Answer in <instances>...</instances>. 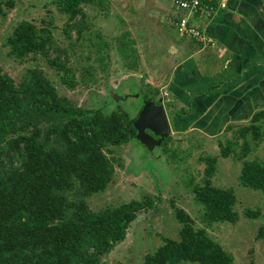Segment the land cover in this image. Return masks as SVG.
<instances>
[{"label":"trees","instance_id":"trees-1","mask_svg":"<svg viewBox=\"0 0 264 264\" xmlns=\"http://www.w3.org/2000/svg\"><path fill=\"white\" fill-rule=\"evenodd\" d=\"M16 2L0 0V15ZM55 2L68 14V25L76 28V40L86 36L93 39L84 34L91 27L85 5L105 9L109 4V0ZM52 23L21 19L7 36L8 54L20 61L30 55L43 57L59 72L62 84L75 87L80 79L70 64V47L58 41ZM116 41L127 65L137 67L138 49L130 31L118 34ZM100 42L93 41L101 52ZM104 56L102 53V61ZM145 95L156 98L155 94ZM134 119L127 111L110 105L74 103L59 92L37 63L26 68L20 82L0 67V264H103L104 256L126 237L138 212L154 203L151 195L99 209L92 208L88 201L90 195L107 188L116 165L122 164L112 154L111 146L139 140ZM263 135L264 109H259L248 123L235 128V138L228 144L219 142L223 156L233 151L244 158L241 183L262 191L264 160L245 156L252 141L259 143ZM238 143L241 152L235 148ZM204 159L207 164L202 181L192 182L195 198L202 205V219L207 225L236 222L241 212L236 208L235 190L213 182L218 157L208 154ZM172 206L181 223L179 238L164 236V241L145 253L139 264H181L190 260L201 264L235 263L233 252L206 226L197 227L191 213L174 200ZM243 212L247 216L260 214L259 209L251 208ZM257 236L264 237V224L259 226Z\"/></svg>","mask_w":264,"mask_h":264},{"label":"rangeland","instance_id":"rangeland-1","mask_svg":"<svg viewBox=\"0 0 264 264\" xmlns=\"http://www.w3.org/2000/svg\"><path fill=\"white\" fill-rule=\"evenodd\" d=\"M85 9L91 27L84 34L92 35L93 39L86 36L76 40V28L68 25V14L59 10L55 0H17L14 7L0 15V67L20 82L26 68L37 63L45 69L59 92L74 103L110 105L136 118L147 99L146 93L155 94V99L166 95L161 87L167 82L164 74L168 67L160 62H166L165 57L179 39L173 24L172 0H109L105 9L94 5H85ZM24 18L39 24L44 19L53 20L51 26L56 38L62 46L70 47V64L80 79L77 86L62 84L59 72L43 57L30 55L20 61L8 54L7 36ZM125 30L130 31L138 49L139 65L135 68L127 65L118 49L116 36ZM98 39L101 52L98 44L93 43ZM111 87L122 95L120 99L108 95ZM157 88L160 89L158 93ZM167 113L171 121L172 114L168 110ZM239 123L241 121L235 122L233 128L228 127L219 135L207 134L195 127L187 131L172 130L167 141L164 139L153 149L137 139L111 146L112 154L118 156L122 164L116 165L113 180L106 189L88 197L90 206L99 209L148 195L153 197L154 203L138 212L126 237L104 256L103 264L118 261L139 264L145 253L164 241V236L179 238L181 223L172 200L191 213L197 227L206 226L213 237L233 252L234 264H264V237L257 236L259 226L264 224V191L241 183L244 158H238L233 151L223 156L219 143L223 141L226 145L235 138ZM241 141L239 138L238 142ZM235 148L240 152L243 149L240 143ZM208 154L218 157L213 182L236 192V208L241 212L236 222L218 221L207 225L202 219V205L195 198L192 182L202 181L207 164L204 156ZM245 158L264 160V135L259 143L252 141ZM246 208L259 209L260 214L247 216L243 212ZM181 264L201 263L190 260Z\"/></svg>","mask_w":264,"mask_h":264},{"label":"crops","instance_id":"crops-1","mask_svg":"<svg viewBox=\"0 0 264 264\" xmlns=\"http://www.w3.org/2000/svg\"><path fill=\"white\" fill-rule=\"evenodd\" d=\"M199 23L212 43L203 45L175 28L179 39L166 62L159 61L168 67L161 90L171 130L195 127L219 135L264 109V0H228Z\"/></svg>","mask_w":264,"mask_h":264},{"label":"built area","instance_id":"built-area-1","mask_svg":"<svg viewBox=\"0 0 264 264\" xmlns=\"http://www.w3.org/2000/svg\"><path fill=\"white\" fill-rule=\"evenodd\" d=\"M173 24L186 37L207 45L212 43L206 29L199 23L228 6V0H172Z\"/></svg>","mask_w":264,"mask_h":264},{"label":"water","instance_id":"water-1","mask_svg":"<svg viewBox=\"0 0 264 264\" xmlns=\"http://www.w3.org/2000/svg\"><path fill=\"white\" fill-rule=\"evenodd\" d=\"M109 92L116 99L122 97L114 88H111ZM164 99L165 95L157 99H145L138 116L134 119V126L137 129L136 137L150 149L162 143L172 132Z\"/></svg>","mask_w":264,"mask_h":264},{"label":"flooded vegetation","instance_id":"flooded-vegetation-1","mask_svg":"<svg viewBox=\"0 0 264 264\" xmlns=\"http://www.w3.org/2000/svg\"><path fill=\"white\" fill-rule=\"evenodd\" d=\"M150 131V130H149ZM156 137H158V135H155Z\"/></svg>","mask_w":264,"mask_h":264}]
</instances>
